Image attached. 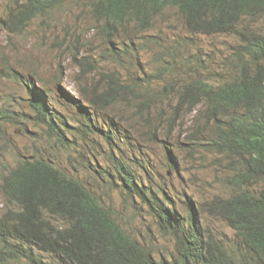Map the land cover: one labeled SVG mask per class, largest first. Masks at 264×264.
Listing matches in <instances>:
<instances>
[{"label":"trees","instance_id":"1","mask_svg":"<svg viewBox=\"0 0 264 264\" xmlns=\"http://www.w3.org/2000/svg\"><path fill=\"white\" fill-rule=\"evenodd\" d=\"M62 2L22 0L20 16L29 24ZM91 5L111 45V66L103 75L108 88L76 97L60 88V80L54 90L28 85L26 116L53 137L57 151L66 152L68 160L56 161V152L54 158H24L4 175L3 192L12 206L0 217V264H239L237 259L229 262L231 251L244 257L240 264H264V188L258 193L246 189L264 187V25L240 29L247 18L264 17V0H95ZM171 9L180 13L191 35L241 39L228 56L227 76L217 70L215 55L204 61L199 57L197 66L187 62L190 45L180 42L161 44L167 57L161 68L149 72L140 59L144 48L139 42H122L132 36L129 29L138 34L154 31L156 19H165ZM156 37L151 38L155 44ZM128 54L138 56L136 71L123 77L118 68ZM180 80L168 129H174L185 112L206 106L201 118L215 129L204 149L235 159L231 167L239 169L238 175L230 173L226 179L234 185L232 195L208 206L235 236L214 234L208 241L209 231L191 199L183 201L187 210L180 213L168 177L145 148L148 134L134 137L132 120L116 111L127 102L128 108H139L136 114L163 105L167 99L158 85L162 81V91L167 92ZM9 114L0 107V120ZM152 139L159 140L158 129ZM164 143L173 169L170 146ZM84 173L118 185L117 192L128 202L138 199L157 219L158 229L171 237L175 251L164 254L128 232L116 212L86 186ZM204 241L208 245L200 248Z\"/></svg>","mask_w":264,"mask_h":264},{"label":"rangeland","instance_id":"2","mask_svg":"<svg viewBox=\"0 0 264 264\" xmlns=\"http://www.w3.org/2000/svg\"><path fill=\"white\" fill-rule=\"evenodd\" d=\"M18 2L22 3V0ZM18 2L0 0V106L10 113V117L0 120V217L12 206L3 192V177L22 159L54 158L57 154L56 161L68 160L66 152L62 155L57 151L53 137L48 138L44 129L26 116L29 111L28 85L32 87L31 84H35L39 89L44 86L54 90L56 81L60 80V88L76 97H83L107 90L108 81L103 75H107L111 66V45L101 34L99 23L92 16L91 3L95 0H63L59 7L29 24L20 16ZM263 25L264 17L247 18L241 22L240 29L260 28ZM154 29L142 34L129 29L132 36L127 37V33V38L122 41L128 45L139 42L140 47L144 48L140 59L149 72L161 68V62L167 57L161 44L180 42L185 47L190 45L187 62L193 61L197 66L199 57L204 61L206 57L215 55L216 62L219 61L217 70L227 76L230 73L227 69L230 66L228 56L241 41L237 35H191L183 17L174 9L167 11L165 19L157 18ZM152 35L157 36L156 44L151 41ZM137 58L138 56L132 58L129 54L125 56L118 68L119 74L123 77L133 75ZM211 60L205 61L206 69ZM30 76L33 78L29 83ZM180 83L182 80L173 82L172 85L170 83L171 88L168 86L169 89L165 92L162 91L164 83L161 81L158 87L167 99L163 105H153L136 114L140 111L139 108H128L131 105H127V102L116 107V111L124 118L132 120L130 125L134 126V137H138L139 133L148 134L145 148L151 155H157L163 175L168 177L166 181L170 190L182 199L187 195L195 203L196 209H202L211 204L216 195H224L230 188L221 181L226 174L221 166L223 162L216 160L213 153L203 151L200 159L204 158L205 163L195 164V155L189 154L187 146L184 145L185 139L195 132L199 123L204 133L212 132L211 123L206 125L204 122H195L206 106L198 107L200 110L191 114L185 112L174 129H168L174 105L172 99L181 88L178 86ZM154 129L159 130V140L152 139ZM168 132L169 137L166 138ZM164 141L175 151L177 148L180 150L176 154L172 151L183 169L177 175L168 172ZM83 178L86 186L94 191L100 202L116 212L128 232L139 239L149 240L162 248L164 254L170 255L175 251L171 237L158 229L157 219L151 216L145 206H141L138 199L132 202L124 200L123 195L117 192L118 185L109 181L105 184L88 173H84ZM179 204L185 213V205L182 202ZM209 213L208 210L205 213L209 216L207 222L214 229L231 233L227 231L225 222Z\"/></svg>","mask_w":264,"mask_h":264},{"label":"clouds","instance_id":"3","mask_svg":"<svg viewBox=\"0 0 264 264\" xmlns=\"http://www.w3.org/2000/svg\"><path fill=\"white\" fill-rule=\"evenodd\" d=\"M231 53H232V51H231ZM66 90V89H65ZM67 91V90H66ZM28 92H29V89H28ZM28 92H27V95H28ZM71 94V93H70ZM1 107V106H0ZM3 108V107H2ZM198 121H200V122H204L206 125H208V123H209V121H208V119H204V118H199V119H197L195 122H196V124L198 123ZM211 126H212V128H213V130H212V132L211 133H204V131L202 130V125L199 123L198 125H196V129L194 130L195 132H193L189 137H187L186 139H185V146H187V151H188V153L189 154H193V155H195V160H194V163L195 164H204L205 163V159L204 158H202V159H200V157H201V154H202V152L203 151H206V152H210L209 150H205L204 149V144H205V139H206V137H207V135H211L212 133H213V131H214V129H215V127H214V125L211 123ZM240 131H242L241 129H239ZM197 133H201V135L200 136H198L197 138H194L193 137V135H196ZM210 137V136H209ZM172 147H174V145H171ZM169 149H171V155H170V159H171V162H172V166L174 167L173 169H171L170 168V162L169 161H167V165H168V167H169V171L168 172H170L171 174H178L181 170H183L182 169V167H181V164L179 163V161H178V158H177V156L176 155H174L173 154V150H174V152H175V154H176V152H179L180 150H179V148H177L176 149V151H175V149H172L171 147L169 148ZM166 151H167V149H165ZM214 151H212V152H210V153H213ZM214 155H215V159L216 160H220L221 162H223V164H221V166L222 167H224V171H225V175L222 177V183L224 184V185H226L228 188H230V190L226 193V194H224V195H216L215 196V199L216 198H219V197H222V198H229L231 195H232V191H233V188H234V185H232V184H230V183H227V177H228V174H233V175H238V173H239V169H235V168H232L231 166H233L232 165V163H234V160L235 159H228L226 156H223V155H217L218 153L217 152H214L213 153ZM167 156H168V152H167ZM166 156V157H167ZM205 156V155H204ZM165 157V158H166ZM167 160V159H166ZM153 162L154 163H156L157 162V164L159 165V167H160V170L162 171V167L160 166V164H159V162L157 161V155L156 154H153ZM219 167H216V169H218ZM239 168V167H238ZM163 173V172H162ZM168 176H170V174L168 175ZM253 189L254 188V190H255V193H258L259 191H261L264 187H262L260 184H255L254 185V187H252V188H250V187H246V189ZM176 196V198H175V202L177 203V207H178V209H179V211H180V213H183V209H182V207L180 206V204H179V202L181 203H183V201H188V199H191V198H189L187 195H184L183 197H184V199H182V198H180L179 196H177V195H175ZM191 202H193L192 200H191ZM184 204V203H183ZM193 204H195L194 202H193ZM212 204V203H211ZM185 205V204H184ZM208 205H210V204H208ZM205 206L204 208H202V209H196L197 210V212H198V216H199V221L202 223V225H203V227L205 228V230H207V231H209L208 233H205V236H206V239L208 240V241H212V240H214V239H212V240H210V237L211 238H213V235L215 234L216 236H218V234L220 235V234H227V235H230V236H235V232H234V230H233V228H231L228 224H227V222L226 221H224L222 218H220V217H218V216H214L213 215V212H210V209L212 208V206ZM185 207H186V205H185ZM186 210H187V207H186ZM209 211L210 213L209 214H211V215H213L214 217H216V218H218L219 220H221V221H223V222H225L226 223V225H225V227H226V229H227V231L228 232H231V233H225V232H223V231H221V230H217V229H214L210 224H209V222H207V218H209V216H207L205 213H206V211ZM208 245V243H206L205 241L203 242V244H201V246H200V248L201 247H206ZM228 257H231V258H229V262L231 261V260H234V261H236V259H237V261H238V263L240 264V262H239V260H241V261H243L244 260V257H242V255L240 254H236V253H234L233 251H231V252H229V254H228Z\"/></svg>","mask_w":264,"mask_h":264},{"label":"bare ground","instance_id":"4","mask_svg":"<svg viewBox=\"0 0 264 264\" xmlns=\"http://www.w3.org/2000/svg\"><path fill=\"white\" fill-rule=\"evenodd\" d=\"M111 6V5H110ZM156 29V28H155ZM197 52V51H196ZM253 52V51H252ZM210 55V54H209ZM189 65V64H188ZM206 66V65H205ZM189 69V68H188ZM188 71V70H187ZM147 72V71H146ZM204 76V75H203ZM185 80V79H184ZM197 81V80H196ZM241 85V84H240ZM244 85V84H243ZM31 86H32V89H36L35 88V86H33V84H31ZM240 87V86H239ZM253 93V92H252ZM231 95H232V93H231ZM233 96V95H232ZM213 202V201H212Z\"/></svg>","mask_w":264,"mask_h":264}]
</instances>
